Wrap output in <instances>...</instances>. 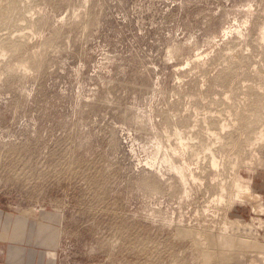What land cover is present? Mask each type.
<instances>
[{
	"label": "rangeland",
	"instance_id": "1",
	"mask_svg": "<svg viewBox=\"0 0 264 264\" xmlns=\"http://www.w3.org/2000/svg\"><path fill=\"white\" fill-rule=\"evenodd\" d=\"M263 26L264 0H0L10 260L223 264L224 219L234 250L248 255V223L264 246L252 209L264 206ZM176 130L194 141L183 156L195 182L171 168L183 166ZM234 165L252 199L210 203Z\"/></svg>",
	"mask_w": 264,
	"mask_h": 264
},
{
	"label": "bare ground",
	"instance_id": "2",
	"mask_svg": "<svg viewBox=\"0 0 264 264\" xmlns=\"http://www.w3.org/2000/svg\"><path fill=\"white\" fill-rule=\"evenodd\" d=\"M264 27V26H263ZM259 32H260V39H262V40H264V28H261L260 30H259ZM264 42V41H263ZM1 54V53H0ZM244 98V97H243ZM237 119V118H236ZM206 120V119H205ZM221 131L223 132V131H225L227 128H228V126L226 125V124H221ZM207 130V132L209 131V133L210 134H213V136L215 135V136H217V133H215L214 131H213V129H212V132L210 131V129L208 128V129H206ZM262 131H264V129L262 130ZM262 131H260V132H258L259 133V135H256L257 136V139L258 140H262L263 138H264V133L262 132ZM176 132V139H177V144H178V146L180 147V149H181V152H182V164H183V166H174V167H171V168H174L176 171H177V173H178V175L180 176V178L182 179V183L184 182L183 180H185L184 178L186 177V176H184V167L186 168V170H187V172H189V178L193 181V182H195V181H197V180H199L200 178L199 177H197L196 175H195V172H193V170H191L190 168H189V164H187V162H186V160H185V156H183L185 153H186V151L187 150H189V148H190V144H189V139H191L192 140V142H194L193 141V139L192 138H190L191 136H189V139H186L184 136H183V134L179 131V130H176L175 131ZM240 132V131H239ZM208 134V133H207ZM240 134V133H239ZM209 136V135H208ZM211 136V135H210ZM219 137H220V135H219ZM219 137H216L217 138V140L219 139ZM222 139V138H221ZM256 139V140H257ZM251 141V140H250ZM219 142V141H218ZM202 144V143H201ZM200 144V145H201ZM251 144V143H250ZM260 144V143H259ZM262 144V143H261ZM176 146V145H175ZM178 147V148H179ZM192 147V146H191ZM174 148V147H173ZM205 150H206V152H208V156H210L209 157V161H210V166H211V168L213 169V170H217V169H220V164H219V159H218V157L216 158V153H214V151H212L213 149H211L210 147H208V146H205ZM178 150V149H177ZM192 151V150H191ZM176 152V151H175ZM180 152V153H181ZM187 154V153H186ZM181 155V154H180ZM181 157V156H180ZM218 159V160H217ZM171 163H173V162H171ZM172 165V164H171ZM173 165H175L174 163H173ZM181 165V164H180ZM192 168V167H191ZM197 169H198V167H196ZM200 171V170H199ZM235 171V165H234V167H233V172ZM218 172V171H217ZM186 173V172H185ZM188 174V173H187ZM215 174V173H214ZM220 174V173H219ZM224 174V173H223ZM222 177V176H221ZM188 178V179H189ZM216 178H217V176H216ZM220 178V177H219ZM218 178V179H219ZM187 180V179H186ZM215 180V179H214ZM216 181V180H215ZM188 182V181H187ZM186 182V183H187ZM199 182V181H198ZM201 182V181H200ZM226 180H221V182L218 184V192H216L217 194L216 195H214L212 198H209V202L210 203H213V204H222L223 202L225 203V202H227V200L229 201H231L232 203H234L235 201H242L243 202V198L244 199H248V200H250V199H252V196H250V188H249V185L242 179V177H241V175L239 174L238 175V173L237 172H234V178L232 177V185L230 186V187H227V185H226ZM197 183V182H196ZM208 194V193H207ZM212 195V194H211ZM260 197V196H259ZM254 198V197H253ZM233 205V204H232ZM264 207V206H263ZM260 204H259V200H258V198H256V199H254V200H252V209H253V211H254V213L255 212H257L258 214H262V213H264V208H263ZM223 208V207H222ZM220 210V209H219ZM225 211V210H224ZM220 214V213H219ZM257 214V215H258ZM227 215V214H226ZM215 216H216V214H215ZM224 216V215H223ZM225 217V216H224ZM216 218V217H215ZM217 218H218V215H217ZM218 220V219H217ZM220 220V219H219ZM216 222V221H215ZM218 223V222H217ZM234 222L233 221H226V219H224V221H222L221 223H220V221H219V224H218V228H216V230H213V232L215 233V235H217L216 236V242H217V251H218V253L220 254V256L222 257V259H223V261H222V263L223 264H264V246H262V245H257L256 243H258V242H256V239H257V237L255 236V232L253 231V227L251 226V225H249V223L248 224H246L245 225V228H244V230L242 229V230H240V234L242 235V233L244 234V235H242L243 236V238H241V239H243L244 240V242L245 243H248V245H250V250L248 251V255L246 256L245 254L247 253V252H240V250H238V249H236V250H234V246H233V244H232V242H231V238L233 239V237H231L230 235H227V233H228V229H227V224H229L230 226L229 227H231V225L233 224ZM238 224V223H237ZM237 224H235V225H237ZM217 225V224H216ZM244 225V224H243ZM213 226V225H212ZM215 226V225H214ZM239 226H241V224H239ZM232 227H233V225H232ZM235 227V226H234ZM236 227H238V226H236ZM210 228V227H209ZM240 228V227H239ZM242 228V227H241ZM238 230V229H237ZM231 231V230H230ZM235 231H236V229H235ZM232 232H234V231H232ZM231 232V233H232ZM238 235V234H237ZM233 236V235H232ZM201 237V236H200ZM234 237L236 238V236L234 235ZM212 238V237H211ZM233 241H234V239H233ZM256 244V245H255ZM259 244V243H258ZM236 245V244H235ZM242 246H244V245H242ZM236 247V246H235ZM245 247V246H244ZM247 248H248V246H247ZM233 251L235 252L234 254H233ZM217 253V254H218ZM215 254V253H214ZM232 254H233V256H232ZM219 256V257H220ZM211 257V256H210ZM247 257V258H246ZM221 261V260H220Z\"/></svg>",
	"mask_w": 264,
	"mask_h": 264
},
{
	"label": "crops",
	"instance_id": "3",
	"mask_svg": "<svg viewBox=\"0 0 264 264\" xmlns=\"http://www.w3.org/2000/svg\"><path fill=\"white\" fill-rule=\"evenodd\" d=\"M26 249L27 248L22 247V248H20V251L21 252H27ZM9 250H7L5 248V246L0 247V264H31L32 263L31 258L27 259L26 255L22 258H20V257L12 258L13 256H11V260H10V253H8ZM18 260L21 261V263H19V262L16 263V261H18Z\"/></svg>",
	"mask_w": 264,
	"mask_h": 264
}]
</instances>
